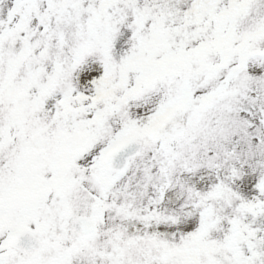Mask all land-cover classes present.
<instances>
[{
    "label": "snow or ice",
    "instance_id": "obj_1",
    "mask_svg": "<svg viewBox=\"0 0 264 264\" xmlns=\"http://www.w3.org/2000/svg\"><path fill=\"white\" fill-rule=\"evenodd\" d=\"M0 264H264V0H0Z\"/></svg>",
    "mask_w": 264,
    "mask_h": 264
}]
</instances>
